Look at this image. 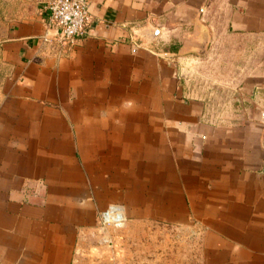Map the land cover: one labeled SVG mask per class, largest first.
Listing matches in <instances>:
<instances>
[{
    "label": "crops",
    "instance_id": "obj_1",
    "mask_svg": "<svg viewBox=\"0 0 264 264\" xmlns=\"http://www.w3.org/2000/svg\"><path fill=\"white\" fill-rule=\"evenodd\" d=\"M45 1L13 0L0 29V264H105L90 244L113 203L199 224L195 264H264V0H90L67 50L41 41ZM184 54L216 73V112L186 96Z\"/></svg>",
    "mask_w": 264,
    "mask_h": 264
},
{
    "label": "rangeland",
    "instance_id": "obj_2",
    "mask_svg": "<svg viewBox=\"0 0 264 264\" xmlns=\"http://www.w3.org/2000/svg\"><path fill=\"white\" fill-rule=\"evenodd\" d=\"M0 0V29L8 22L14 4L17 1ZM22 3V1H20ZM173 62L176 64V76L185 81V94L188 98L195 96V92L207 90L213 93L211 98L214 111L221 107V100L215 93L218 89L215 85L216 73L211 78L206 79L203 73L201 61L198 56L181 55L176 57ZM9 71V66L0 56V97L1 85ZM206 79V81H205ZM210 86V87H209ZM227 88L220 87L219 90ZM230 95V93L228 92ZM194 98V97H193ZM233 98L230 96L226 101L227 106L235 108ZM220 106V107H219ZM218 119L212 118L211 121ZM228 122L235 121L227 119ZM221 121V120H219ZM107 234L112 239L109 246L98 242L99 232L95 231L92 238L91 250L97 259H101L105 264H195L198 244L195 240V233L190 236L188 232L174 227H163L154 224H131L125 222L121 226H112L107 230Z\"/></svg>",
    "mask_w": 264,
    "mask_h": 264
},
{
    "label": "built area",
    "instance_id": "obj_3",
    "mask_svg": "<svg viewBox=\"0 0 264 264\" xmlns=\"http://www.w3.org/2000/svg\"><path fill=\"white\" fill-rule=\"evenodd\" d=\"M90 0H46L44 10L45 30L41 35L43 44L54 47L59 46L62 50L74 46L78 40L85 37L87 27L91 21L89 12ZM135 43V42H134ZM188 97V95H186ZM209 116L206 120L212 124ZM127 221L123 206L120 204H109L100 212L95 231L99 232L98 242L109 246L112 239L107 234V230L112 226H121ZM201 227L195 223L194 228L186 232L190 236L200 232Z\"/></svg>",
    "mask_w": 264,
    "mask_h": 264
},
{
    "label": "water",
    "instance_id": "obj_4",
    "mask_svg": "<svg viewBox=\"0 0 264 264\" xmlns=\"http://www.w3.org/2000/svg\"><path fill=\"white\" fill-rule=\"evenodd\" d=\"M158 34V30L155 28V29H151L148 31V38L149 40H153Z\"/></svg>",
    "mask_w": 264,
    "mask_h": 264
}]
</instances>
